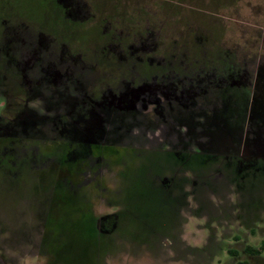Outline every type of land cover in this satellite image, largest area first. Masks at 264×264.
<instances>
[{"label": "rangeland", "instance_id": "rangeland-1", "mask_svg": "<svg viewBox=\"0 0 264 264\" xmlns=\"http://www.w3.org/2000/svg\"><path fill=\"white\" fill-rule=\"evenodd\" d=\"M65 243L264 264V0H0V264Z\"/></svg>", "mask_w": 264, "mask_h": 264}, {"label": "trees", "instance_id": "trees-1", "mask_svg": "<svg viewBox=\"0 0 264 264\" xmlns=\"http://www.w3.org/2000/svg\"><path fill=\"white\" fill-rule=\"evenodd\" d=\"M79 233H81V232H79ZM77 236L78 237H84L83 234H77ZM65 246H66L65 247L66 249L64 250V252L61 255L59 254L57 256V258L60 259V257L63 258V256H64L65 258H63V259H65L67 264H81V263L88 260V258H89L88 252L83 251L84 253H76L73 250V249H76V247L78 245H76L74 243H72L71 245L69 243L68 244L65 243ZM229 251L232 255L236 256L235 251H233L231 249ZM250 251L252 252L253 255H257L259 253V250L257 248H253V247H250ZM239 264H249V263L247 261H240Z\"/></svg>", "mask_w": 264, "mask_h": 264}]
</instances>
